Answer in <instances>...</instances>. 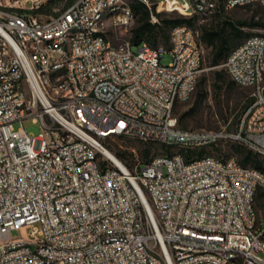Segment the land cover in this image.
<instances>
[{
	"label": "built area",
	"instance_id": "built-area-1",
	"mask_svg": "<svg viewBox=\"0 0 264 264\" xmlns=\"http://www.w3.org/2000/svg\"><path fill=\"white\" fill-rule=\"evenodd\" d=\"M47 1L0 0V264H264V166L207 149L232 140L264 156V33L220 64L253 88L237 129L185 128L174 108L203 69L198 26L172 28L163 65L162 44L110 39L106 16L134 22L128 0H74L44 18ZM142 1L152 21L264 5ZM30 117L40 133L15 127ZM118 136L169 152L130 166L105 152Z\"/></svg>",
	"mask_w": 264,
	"mask_h": 264
},
{
	"label": "rangeland",
	"instance_id": "rangeland-1",
	"mask_svg": "<svg viewBox=\"0 0 264 264\" xmlns=\"http://www.w3.org/2000/svg\"><path fill=\"white\" fill-rule=\"evenodd\" d=\"M70 0H54L46 5L43 11L39 12L42 17H48L55 14L68 5ZM258 3L249 4L247 7L233 6L224 8L221 4L223 13L232 20H249L253 11H255ZM217 18H208L198 20L197 23L205 26H213L216 24ZM105 23L110 29V39L117 43L128 37L134 22L126 27H112L113 19L111 16L105 17ZM244 30L258 32L264 31L261 28L245 26ZM204 48L203 69L200 72V78H203V86L200 91L197 88L192 97L187 101L178 102L174 108L179 118L180 125L185 128H210L220 129L226 128L229 131H235L238 126L239 115L243 109L253 101V88L251 86H243L240 84H231V76L223 66L214 65L210 61L211 46L202 40ZM165 45V44H164ZM166 46V45H165ZM170 45L162 54L161 63L167 65L172 60ZM137 45L133 46L136 51ZM222 71V72H221ZM221 72V78L216 75ZM23 125L30 133L38 134L43 130L40 120L34 118H26L23 121H16L15 127ZM110 147L116 156L132 166L137 162H146L152 156L169 152L166 145L158 142L144 141L133 137L118 136L109 142ZM210 148V149H209ZM208 150H222L228 152L231 148L230 141H221L218 147H209ZM180 149V148H174ZM259 209L263 208V199H258ZM261 227L264 228V217H261ZM13 237L21 236V231L13 230Z\"/></svg>",
	"mask_w": 264,
	"mask_h": 264
},
{
	"label": "trees",
	"instance_id": "trees-1",
	"mask_svg": "<svg viewBox=\"0 0 264 264\" xmlns=\"http://www.w3.org/2000/svg\"><path fill=\"white\" fill-rule=\"evenodd\" d=\"M53 1L54 0H48L47 3L40 8V11H43L46 5L52 3ZM73 1L74 0H70L68 4H70ZM128 2L135 13L134 25L131 28L130 34L128 36L130 37V39L134 44L140 45L141 43H146L153 47H156L161 44L162 45L165 44L167 47L169 45L171 47V30L174 26L183 23H186L190 26H198L200 28L201 40H203L205 43L211 46L210 61L214 65H219L223 61H225L228 55L230 54V52L232 51V49L236 47L246 37L257 33H264V31L252 32V31L244 30L245 26L264 29V5L261 3H258L259 5H261V7L260 6L256 7L255 11H253V13L251 14L249 20H232L231 18L225 16L221 7L220 10H218L211 17V18L213 17L217 18L216 24H213V26H205L197 23V21L200 18L196 14L187 16L177 11L162 10L156 12L155 4L153 5L152 10L156 12L158 16V20L152 21L151 9L144 1L128 0ZM236 6L247 7L249 5H236ZM221 72L216 73L218 78H221V74H222ZM230 82L233 85L238 84L232 78ZM197 84H198V90L200 89L201 91L203 86V78H200ZM226 141H230V145H231V148L227 153H235L237 155L238 161L241 164L251 165L256 168H263L264 166L263 155L259 154L258 152H255L254 150L236 141H232V140H226ZM220 142H218V144L210 145L208 146V148L218 147ZM212 151L216 153L222 152L221 149L218 151L213 149ZM263 196H264V191H260L257 200L262 199Z\"/></svg>",
	"mask_w": 264,
	"mask_h": 264
},
{
	"label": "bare ground",
	"instance_id": "bare-ground-1",
	"mask_svg": "<svg viewBox=\"0 0 264 264\" xmlns=\"http://www.w3.org/2000/svg\"><path fill=\"white\" fill-rule=\"evenodd\" d=\"M105 152L112 157L113 159L119 161L120 159L116 156V154L114 152H112L111 150L106 149Z\"/></svg>",
	"mask_w": 264,
	"mask_h": 264
},
{
	"label": "crops",
	"instance_id": "crops-1",
	"mask_svg": "<svg viewBox=\"0 0 264 264\" xmlns=\"http://www.w3.org/2000/svg\"><path fill=\"white\" fill-rule=\"evenodd\" d=\"M264 30V29H263ZM201 39V38H200ZM201 42H202V40H201ZM203 44V43H202ZM177 104V103H176ZM176 106V105H175Z\"/></svg>",
	"mask_w": 264,
	"mask_h": 264
}]
</instances>
